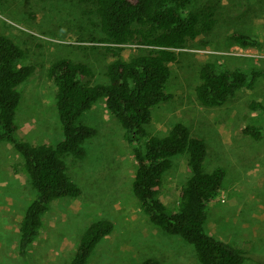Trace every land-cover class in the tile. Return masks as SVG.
Returning <instances> with one entry per match:
<instances>
[{"label":"rangeland","instance_id":"obj_1","mask_svg":"<svg viewBox=\"0 0 264 264\" xmlns=\"http://www.w3.org/2000/svg\"><path fill=\"white\" fill-rule=\"evenodd\" d=\"M217 25L186 48L176 50L170 65L168 91L173 99L154 109L148 127L164 136L177 122L209 147L206 171H226L220 193L209 204L210 234L254 256L245 264H264V139L256 142L242 133L248 124L262 126L264 113L252 112V101L264 103V78L254 90L240 91L221 108H206L196 97L199 70L211 56H220L229 68L264 69L262 50L244 49L231 40L241 32L264 45V0H194L192 10L210 9ZM89 0H0V33L10 36L28 52L36 73L19 87L22 101L17 113L19 136L34 145H57L63 140L56 110V88L48 78L51 64L71 59L89 64L94 82L107 83L105 70L114 58L101 40L99 17ZM121 58L148 52L125 45ZM98 130L86 144L84 161L66 158L69 174L81 188L82 198L57 200L45 218V230L30 251L28 264H67L84 231L93 222L110 220L114 232L96 249L91 264H140L154 257L165 264H200L192 245L152 226L142 214L131 190L135 164L123 139L124 130L107 110L105 100L82 118ZM20 156L0 144V264H25L18 256L19 227L34 197L26 176L14 166ZM191 176L185 156L173 159L165 176L162 200L173 208Z\"/></svg>","mask_w":264,"mask_h":264},{"label":"trees","instance_id":"obj_2","mask_svg":"<svg viewBox=\"0 0 264 264\" xmlns=\"http://www.w3.org/2000/svg\"><path fill=\"white\" fill-rule=\"evenodd\" d=\"M99 17L102 43L114 60L105 70L107 83L94 82L95 71L87 63L71 59L54 61L48 78L56 88V110L63 140L57 145H34L22 139L17 113L22 101L19 87L35 73L26 50L10 36L0 33V144L10 145L21 162L14 166L26 176L34 197L23 213L19 227L18 256L25 264L34 244L45 230V218L53 202L82 198L81 188L69 174L65 159L84 161L86 144L98 136V130L82 122L100 100L124 130L123 139L135 164L131 190L142 214L162 232L182 238L195 249L200 264H245L254 256L210 234L209 204L220 193L226 171L209 173L206 161L209 147L194 136L190 128L175 123L164 135L152 134L148 127L154 109L173 99L168 91L177 62L176 50L187 47L217 25L210 9L192 10L194 0H89ZM231 40L244 49L262 50L258 39L235 33ZM136 44L147 53L129 60L121 58L123 46ZM264 78V69L229 68L223 59L211 56L200 68L196 97L206 108H221L243 90H254ZM252 112L264 113V103L252 101ZM256 142L264 139L262 126L248 124L242 130ZM185 156L191 176L180 190L177 204L171 208L162 200L165 176L173 168V159ZM114 232V223L99 220L84 231L74 255L67 264H91L98 246ZM140 264H165L149 257Z\"/></svg>","mask_w":264,"mask_h":264}]
</instances>
